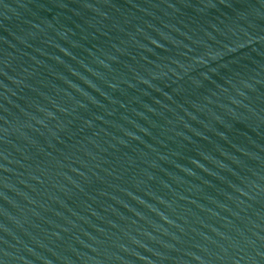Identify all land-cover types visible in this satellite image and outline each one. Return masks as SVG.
Wrapping results in <instances>:
<instances>
[{"label": "water", "instance_id": "water-1", "mask_svg": "<svg viewBox=\"0 0 264 264\" xmlns=\"http://www.w3.org/2000/svg\"><path fill=\"white\" fill-rule=\"evenodd\" d=\"M0 264H264V0H0Z\"/></svg>", "mask_w": 264, "mask_h": 264}]
</instances>
